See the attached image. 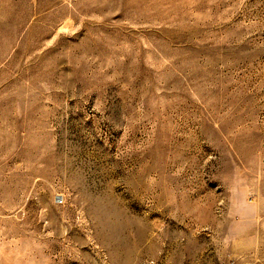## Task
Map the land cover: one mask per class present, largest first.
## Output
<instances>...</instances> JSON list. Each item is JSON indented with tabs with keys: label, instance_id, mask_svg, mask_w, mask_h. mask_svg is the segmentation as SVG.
Listing matches in <instances>:
<instances>
[{
	"label": "rangeland",
	"instance_id": "1",
	"mask_svg": "<svg viewBox=\"0 0 264 264\" xmlns=\"http://www.w3.org/2000/svg\"><path fill=\"white\" fill-rule=\"evenodd\" d=\"M0 264H264V0H0Z\"/></svg>",
	"mask_w": 264,
	"mask_h": 264
}]
</instances>
